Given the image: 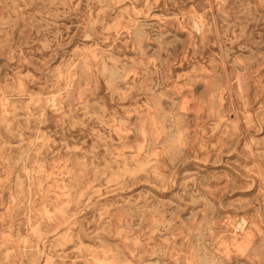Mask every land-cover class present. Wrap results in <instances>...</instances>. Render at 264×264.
Masks as SVG:
<instances>
[{
    "label": "clouds",
    "instance_id": "clouds-1",
    "mask_svg": "<svg viewBox=\"0 0 264 264\" xmlns=\"http://www.w3.org/2000/svg\"><path fill=\"white\" fill-rule=\"evenodd\" d=\"M0 264H264V0H0Z\"/></svg>",
    "mask_w": 264,
    "mask_h": 264
}]
</instances>
